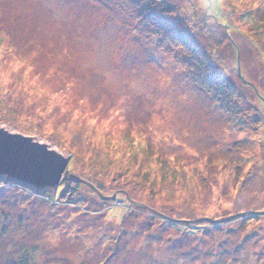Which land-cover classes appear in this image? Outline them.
Masks as SVG:
<instances>
[{
  "label": "rangeland",
  "instance_id": "1",
  "mask_svg": "<svg viewBox=\"0 0 264 264\" xmlns=\"http://www.w3.org/2000/svg\"><path fill=\"white\" fill-rule=\"evenodd\" d=\"M0 133V264H264V0H0Z\"/></svg>",
  "mask_w": 264,
  "mask_h": 264
},
{
  "label": "water",
  "instance_id": "2",
  "mask_svg": "<svg viewBox=\"0 0 264 264\" xmlns=\"http://www.w3.org/2000/svg\"><path fill=\"white\" fill-rule=\"evenodd\" d=\"M59 157L33 143L30 138L0 133L1 176L38 187L55 186L67 167L66 163L58 160Z\"/></svg>",
  "mask_w": 264,
  "mask_h": 264
},
{
  "label": "trees",
  "instance_id": "3",
  "mask_svg": "<svg viewBox=\"0 0 264 264\" xmlns=\"http://www.w3.org/2000/svg\"><path fill=\"white\" fill-rule=\"evenodd\" d=\"M151 17V16H150ZM152 19H154V17H151ZM161 24V23H160ZM160 26H162V25H160Z\"/></svg>",
  "mask_w": 264,
  "mask_h": 264
}]
</instances>
